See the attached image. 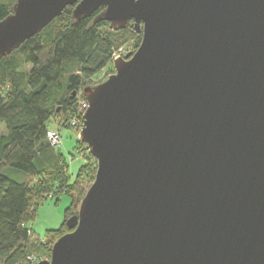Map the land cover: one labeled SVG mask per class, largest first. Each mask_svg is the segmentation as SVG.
I'll return each instance as SVG.
<instances>
[{
	"label": "water",
	"instance_id": "obj_1",
	"mask_svg": "<svg viewBox=\"0 0 264 264\" xmlns=\"http://www.w3.org/2000/svg\"><path fill=\"white\" fill-rule=\"evenodd\" d=\"M66 7L140 42L81 91L94 179L35 264H264V0H15L0 58Z\"/></svg>",
	"mask_w": 264,
	"mask_h": 264
},
{
	"label": "trees",
	"instance_id": "obj_2",
	"mask_svg": "<svg viewBox=\"0 0 264 264\" xmlns=\"http://www.w3.org/2000/svg\"><path fill=\"white\" fill-rule=\"evenodd\" d=\"M14 1H0V22ZM71 11L66 7L38 34L0 58V264H28L32 236L26 222L35 217L28 216L29 210L36 213L41 196L53 186L72 193L79 177L95 167V160L86 151L81 154L82 145L76 141L77 156L67 155L83 164L71 181L63 141L60 149L53 148L47 133L69 127L79 88L112 63L116 44L133 30L112 31L106 22L94 21L98 12L74 21ZM139 42L140 35L133 51ZM51 121L58 126L50 128ZM66 220L64 216L61 228L47 232V237L68 233L63 231Z\"/></svg>",
	"mask_w": 264,
	"mask_h": 264
},
{
	"label": "rangeland",
	"instance_id": "obj_3",
	"mask_svg": "<svg viewBox=\"0 0 264 264\" xmlns=\"http://www.w3.org/2000/svg\"><path fill=\"white\" fill-rule=\"evenodd\" d=\"M137 36L138 35L135 34L134 31H130L129 35L126 38H122L125 41H121L120 44L117 41L118 42L116 44L117 47L115 48L114 51L115 52L120 51L118 54L122 53V55L118 56L117 58H124L129 52H132L134 50ZM112 73H113V66L112 63H109V65L103 71H101L96 76L91 78V80L87 82L86 85L85 84L81 85L79 90L82 91V89L85 86H89V85L91 86L101 83L108 77V75ZM49 127L50 128L55 127L53 122H49ZM56 130L58 132L60 131L59 129ZM76 130L78 129L77 128L74 129L71 127L61 128L60 132L63 141L62 151L65 154V156L67 154L77 156V153L75 152L74 149L76 141H78V133ZM79 150L81 151L80 152L81 154L85 153L86 151L83 145ZM68 158L69 156L67 155L66 156L67 161ZM82 164L83 161L80 159H77L76 161L70 163L71 174H72L70 176L71 181H73L74 178L76 177L77 169ZM87 165H89V163ZM95 171H96V163H95V167L92 165L90 170H86V173L83 177L81 178L79 177V179L76 181V186L74 187L72 193L70 194H67L65 190L58 191L59 189L56 186L49 188L48 193L41 196V200H40L41 204L38 206L36 213H34L35 212L34 208H31L29 210L28 216L30 217V214L31 215L34 214L35 216L32 220L26 222V228L30 231V234L32 236L31 237L32 239L30 241L32 247L29 255L35 258L38 262L49 259L51 247L54 244V242L57 240L56 235L52 237L49 236L47 237V232L59 230L62 224L64 223V216H66V219H68L69 217L77 213L81 199L86 193L88 187L93 182ZM61 192H65L66 195L65 194L62 195ZM56 200H58V202ZM32 203L33 205L36 206L34 199L32 200ZM68 207L69 210L66 213L65 211ZM63 231L67 232L68 230L65 227Z\"/></svg>",
	"mask_w": 264,
	"mask_h": 264
},
{
	"label": "built area",
	"instance_id": "obj_4",
	"mask_svg": "<svg viewBox=\"0 0 264 264\" xmlns=\"http://www.w3.org/2000/svg\"><path fill=\"white\" fill-rule=\"evenodd\" d=\"M119 52L120 51H116V52L114 51L113 52L111 62H113V60L116 59L118 56L122 55V53L118 54ZM132 52H134V51H132ZM76 96H77L76 107L74 109V114L71 115L70 117H68V126L71 128H74V129L77 128L78 130H76V131L79 134V132L82 128V122H83L82 117L88 108V104L84 99L80 98V97H82L81 96V90H78ZM47 140H48L50 146H52L53 148H56V149L61 148L62 138H61V136L57 130H55V129L50 130L47 133ZM73 161H74L73 158H71V157L68 158L69 164ZM27 261H28V264H35L38 262L35 258H33L31 256L28 257Z\"/></svg>",
	"mask_w": 264,
	"mask_h": 264
},
{
	"label": "crops",
	"instance_id": "obj_5",
	"mask_svg": "<svg viewBox=\"0 0 264 264\" xmlns=\"http://www.w3.org/2000/svg\"><path fill=\"white\" fill-rule=\"evenodd\" d=\"M51 122H53V124L55 125V126H58L56 123H55V121H51ZM52 128H55V127H52ZM60 131H61V129H59ZM79 167H81V166H79ZM79 167H78V169H79ZM77 169V170H78ZM70 172H71V167H70ZM58 202V201H57Z\"/></svg>",
	"mask_w": 264,
	"mask_h": 264
},
{
	"label": "flooded vegetation",
	"instance_id": "obj_6",
	"mask_svg": "<svg viewBox=\"0 0 264 264\" xmlns=\"http://www.w3.org/2000/svg\"><path fill=\"white\" fill-rule=\"evenodd\" d=\"M129 53H131V52H129Z\"/></svg>",
	"mask_w": 264,
	"mask_h": 264
}]
</instances>
